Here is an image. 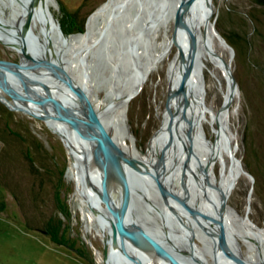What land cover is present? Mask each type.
<instances>
[{
  "label": "rangeland",
  "instance_id": "rangeland-1",
  "mask_svg": "<svg viewBox=\"0 0 264 264\" xmlns=\"http://www.w3.org/2000/svg\"><path fill=\"white\" fill-rule=\"evenodd\" d=\"M105 1L107 0H54L51 12L64 34H78L85 31L88 17ZM6 3H9L8 0H0V20L10 17L17 5V1L8 6L4 5ZM144 3L156 5L157 8L162 6L161 0H145ZM144 3L138 16H135V10L139 8V4L132 5L126 17L113 25L109 36L90 48L85 56H75L69 61L60 60L77 76L81 73L78 79H84L87 93L94 91L98 97L108 102L107 92H112L119 83L127 81L134 63L141 58L143 51H155L162 40L160 28L155 33L151 32V41L141 39L135 46L131 39V33L141 29L148 20ZM165 11L170 13L171 8L167 7ZM67 15L74 18L72 25ZM130 19L131 28L128 26ZM207 21L210 28L203 27V34L222 62L228 65L229 77L233 82V93L229 99L231 109L228 130V134L233 135L226 137V141L229 146L236 147L234 158L240 163L242 171L222 197L224 203L233 207L240 216H246L256 227L264 228V0H210ZM31 27L38 35V27L35 24ZM106 40L110 41L109 46ZM34 42L39 55L42 49L53 47L54 37L35 38ZM178 43H173L167 60L150 75L127 107L125 122L140 151H147L148 143L161 125L159 115L171 102L167 62L173 59ZM133 45L137 53L130 51ZM59 59V56L54 57L55 61ZM0 65L22 68L19 54L4 39H0ZM204 72L206 89H203V99L214 109L211 112L205 108L201 119L205 139L214 150L215 130L223 107L226 76L213 60L207 62ZM90 83L93 85L92 89L89 87ZM3 92L15 106L7 91L3 89ZM45 95L53 96L46 88L35 96L38 100L45 101ZM100 122L106 130L116 133L118 126L112 115H107ZM126 151L129 152L126 149L119 153V157L114 156L119 164L115 176H119L122 184L127 181L126 202L141 217V228L146 234L151 258L158 264H169L165 261H173V257L167 255L168 248L158 241L168 242L169 247H175V241L168 238L167 230L170 229L174 237L180 236L177 222L169 218L170 211L166 207L170 204L163 200L162 189L158 192L151 190L150 184L144 180V176L148 175L147 170ZM205 151L207 152L206 148ZM154 154L159 160H163L165 150L161 148ZM213 156L212 170L217 178L215 185L221 190V161L217 153L213 152ZM228 161L232 160L229 158ZM70 164L71 159L64 141L44 117L11 110L0 100V264H112L106 259L110 248L107 228H103L89 212L88 203L75 196V181L68 174ZM179 166V174L170 180V185L174 188H178L180 178L186 173L185 168L181 164ZM60 171L63 172L62 176ZM155 179L156 184L161 181L158 175ZM144 190L147 191L146 195ZM191 190L187 186L180 191L188 193ZM95 196L105 207L104 200L96 192ZM202 197L204 198L203 195ZM149 203L155 206L156 211L148 208ZM59 206L63 207L64 212ZM177 206L182 214L179 219L185 226V211L180 204ZM188 213L190 215V211ZM194 215L188 232L196 239L199 248L196 243L192 245L187 239L191 254L202 263L206 260L208 264H213L221 252H226L218 241L217 246L221 251L218 252L214 247L209 222L202 218L198 208ZM151 217L159 225L151 226ZM57 220L62 225L59 230L53 229L52 234L62 244L54 242L48 232ZM184 226L182 237L186 234ZM228 243L227 241L226 244ZM240 247L250 262L259 261L258 257L264 261V240L255 242L253 247L244 244ZM113 260L114 264H123L126 259L117 251Z\"/></svg>",
  "mask_w": 264,
  "mask_h": 264
},
{
  "label": "bare ground",
  "instance_id": "bare-ground-1",
  "mask_svg": "<svg viewBox=\"0 0 264 264\" xmlns=\"http://www.w3.org/2000/svg\"><path fill=\"white\" fill-rule=\"evenodd\" d=\"M13 1H17V5L14 7L11 16L8 18H1L0 20V39H5L6 33L9 32L8 40L11 46H13L11 36L12 26L21 14V9L25 7L28 0H8V4H11ZM144 1L145 0H107L88 17L84 32L66 35L61 30L59 22L51 12V3H54V0H40L35 8L30 9L27 12L25 20L22 22L21 29L19 30L18 39L21 44L25 39L26 41L33 43L35 38L43 39L44 36L53 35L54 42L51 49H42L39 55L30 52L28 53V51L25 50L26 53L40 64L51 65L52 67L63 69L75 82H77L78 76H80L81 73L77 76L75 73L71 72L69 68L65 67L63 61H69L75 56H85L90 48L98 45L109 36L113 25L118 20L124 19L126 14H128L127 12H130V7L134 4H139V8L135 10V16H138ZM161 1L162 6L160 8H157V6L153 4L144 3L149 18L147 17L148 20L141 29L131 33V39L135 45L141 39L145 41L152 40V38H150L152 36L151 32L155 33V30L160 28L162 40L158 43L155 51L145 49L141 58L139 60L137 59L138 61L134 63L135 66L132 68L127 81L125 80L119 83L117 88L112 92L106 91L109 98L108 102L107 100L98 97L94 91L91 93L85 91L84 96L89 108L98 120L103 121L107 115H112L115 125L118 126L116 133L113 130H107L109 137L114 140V156L119 157V153L127 149L129 151H126L127 154H129L132 159L140 161L144 169L147 170L148 175L144 176V180L150 184L151 190L153 192H158L162 189L164 196L161 197L167 204H170L166 207L167 210L170 211V213L168 212L169 218L174 220V222H177L180 236L174 237L175 235L172 231L170 229L167 230L168 238L175 241V247H169L168 242L162 240L158 241L160 244L168 248L169 251L166 252L167 255L173 257V261L165 262L169 264H194L196 261H199L202 263L201 260H197V258L191 254V247L190 245L188 246L187 243L188 236H190L189 238L192 243H196V246L199 248V244L196 242L193 235L188 232L182 237L184 224L179 219L182 217V214L177 205H179L180 202H184L186 208L190 211L188 226L192 225L195 218L194 212L196 211V208H198L202 218H206L209 222L208 228L211 231L217 220V209L213 204L211 205L208 200H205L202 197L203 193L198 182L199 171L203 170L204 173L205 182L207 184L206 194H208L210 198L212 197L216 202L220 200L219 197L223 196L225 190L231 187L234 180L241 175L242 171L240 163L234 158L236 147L229 146L226 141V137L233 135L228 134L229 113L231 109L229 99L233 93V83L229 77L228 65L222 62L212 44L207 41L203 34V27L210 28V25L207 21L208 9L206 12L201 13L202 1H195L190 9V0ZM8 4L6 3L4 5L8 6ZM167 7L171 8L170 13L169 11H165ZM187 14L188 25L186 51L187 53L194 55L195 60V67L189 77L191 88L189 95L187 96V102L181 100L180 71L175 53L173 59L168 60L167 62L169 78L168 91L171 102L166 110L159 115L161 116V125L155 132L152 140L148 143L147 151H140L136 148V144L125 122L127 107L134 95L145 84L150 75L167 60L173 43L175 41L179 42L182 30L185 26V16ZM201 14H203V17L200 19ZM32 24H35L38 27V35L32 30ZM195 24H198L196 43L193 38V26ZM128 26L129 28L132 27L131 19ZM107 45H110V41L107 42ZM134 45L130 47V51L137 53L135 48L136 45ZM56 56H59L60 58L58 61L54 60V57ZM211 60L220 66L226 76V88L223 91L222 97L223 107L221 114L218 117V127L215 130L216 148L214 147V150L211 144L205 139L206 134L201 119L205 108L211 112H213L214 109L211 104L203 99V89H206L204 83V71L207 62ZM20 61L23 70H25L24 68L30 67L33 73H39L40 75V80L37 82L39 83V86H36V82H26L24 84H26L28 88H31V86L33 89L38 88L39 91L46 88V91L53 94L54 97L45 95L47 100L39 101L38 107L49 108V110L44 113L43 117L49 126L57 132L60 138L64 141L68 155L71 159L68 174L73 177L75 181V196L79 200L88 203L87 206L89 212L94 216L97 222L105 228L107 226L105 225L107 217L111 216L112 218L113 213L108 205L104 207L96 198L95 192L90 186L82 166L81 156L84 145L83 132L85 121L79 120L78 125L80 126H78V128L76 122L64 117L60 112L51 110V108H53L52 104H54L55 108L70 112H78L73 94L74 92L65 90L63 85L58 83L54 74L44 70L42 66H36V64L27 59H20ZM11 84L16 91L19 90V92H21V89H19L20 87L16 82L12 81ZM89 87L91 89L93 88L92 83L89 84ZM136 90L137 92L135 93ZM26 97L27 96H23L22 98L21 96H18L20 101H27ZM0 99L4 102L6 99L3 89L1 88ZM8 105L11 106L12 103H8ZM25 106L33 108L35 107V103L28 102L25 103ZM190 115L194 118L190 133L191 141L189 142V148L192 151L191 158L184 156L182 150L179 148L184 123L183 117L186 119L189 118ZM106 120L107 119H105V121ZM73 135L76 136L77 142L74 140ZM161 148H164L165 150V157L163 160H159L158 157H156L157 155L155 156L154 154L155 151ZM205 148L207 152L205 151ZM175 152H178L177 155H174ZM213 152L217 153L221 161L220 168L223 174V185L221 190H218L215 185L217 183V178L214 174V170H212L214 162ZM229 158L232 161H228ZM113 160H115L114 157ZM96 162L98 171H100L99 163L98 161ZM179 164H181V167L185 168L186 173L180 178L178 188H174L170 185V180L172 177L179 174ZM156 175L161 179L158 184H156ZM114 181L116 185V188L113 187L114 195L120 201L121 199H124V195L128 192V184L127 181L122 184L118 175L117 177H114ZM187 186H189V188L191 187L192 192L189 191L188 193H183L180 191L181 189H186ZM146 192L147 191L144 190L145 195ZM148 208L152 211H156L155 206L151 203L148 204ZM223 210L225 217L219 228L214 231V237L223 248L224 252H226L227 255L232 254V257L241 263L257 264L260 261L263 264L264 261L260 257L257 259L259 261L250 262L247 260L242 253L240 245L244 244L253 247L255 242H262L264 240V228L256 227L249 221V219L245 218L246 216H240L233 207L226 203L223 205ZM151 221V226L159 225L152 217ZM113 238H115V241ZM126 240L127 234L124 225L122 229L112 231L111 237H108L110 248L106 255V259L109 263L114 264V253H117L118 251L119 255L123 256L124 260L126 259V264H132L129 256L125 253L122 247H119V245L123 246ZM227 241L229 242L228 244H226ZM150 259L152 264H158L154 261V258L150 257ZM181 259H183V261ZM228 260L227 257L219 254L213 264H230V260ZM202 264L208 263L204 260V263Z\"/></svg>",
  "mask_w": 264,
  "mask_h": 264
},
{
  "label": "water",
  "instance_id": "water-1",
  "mask_svg": "<svg viewBox=\"0 0 264 264\" xmlns=\"http://www.w3.org/2000/svg\"><path fill=\"white\" fill-rule=\"evenodd\" d=\"M195 1L197 0H190L189 9L194 5ZM201 1V13H204L209 7V0ZM39 2L40 0H28L25 7L21 9V14L15 20V24L12 26L11 36L13 48L19 54L20 59L30 60L34 64H36V66H42L44 70L52 72L54 74V77H58H55L56 80H58L59 84L63 85L65 90H68L69 92H74L73 94L78 112H70L60 108H51V110L55 112H60L64 115V117L76 122L77 127L80 126L78 125L79 120L85 121V128L83 132L84 145L82 148L81 156L82 166L86 178L93 191L96 192L104 200L106 206L108 205L111 212L113 213L112 218L111 216H108L106 219L107 236L111 237L112 231H118L119 229H122L124 225L125 232L127 234V240L123 246L119 245V247H122L125 253L129 256L132 264H152V261L150 259L152 254L148 250V247L150 246L147 244L148 240L146 234L141 228V217L136 214L135 208L131 204L126 202L125 195L124 199H121L120 201L114 195L113 187H115V171H118L119 167L118 161L113 160V157L115 155L114 140L109 137L107 130L100 122V120H98L92 113L91 109L89 108V105L85 100L84 92L86 89V83L84 79H77V82H75L73 78H71V76H69V74H67L63 69L58 67H52L51 65L40 64L38 61L34 60L31 56L26 53V51H28V53H35L37 55L38 50L35 42L33 41V43H30L26 41V39L22 42V44L19 42L18 34L19 30L21 29L22 22L25 20L27 12L30 9L35 8L39 4ZM202 17L203 14H201L200 19ZM187 19L188 14L185 16V26L182 30L181 37L178 43V48L176 51V57L178 59L180 71L181 100H183L184 102H187V96L189 95V91L191 88V85L189 83L190 73L195 67L194 55H192L191 53H187L186 51V36L188 25ZM197 29L198 24H195L193 26V38L195 43L197 42ZM8 33H6V37L4 39L7 42H9ZM22 47L24 48V50ZM24 69L25 70H23V67L21 69H15L0 65V88L7 91L11 101L14 103L15 106L8 105L10 101L7 98L5 99V102H3L11 110H19L29 114L41 115L43 117L44 113L49 110V108L38 107V103L39 101H41L38 100L35 96L39 92L38 88L33 89L32 86L31 88H28L27 85L24 84L26 82H39L40 75L39 73H33L30 67ZM12 81L18 84V86L20 87L19 89H21V92H19V90L16 91L14 89L13 85L11 84ZM36 86H39V83H37ZM136 92L137 90L135 91V93ZM18 96H21L22 98L23 96H29V100L20 101ZM28 102L35 103V107L28 108L27 106H25V103ZM183 120L184 123L179 148L182 150L184 156L191 158L192 151L189 148V142L191 141L190 133L194 118L190 115L189 118L186 119L183 117ZM73 138L77 142V138L75 135H73ZM78 145L81 146L80 144ZM177 153L178 152H175L174 155H177ZM96 161H98L99 163L100 171H98ZM198 182L204 196L203 199L208 200L217 209V220L214 223L215 226L210 231V235L214 247L218 252H220L221 250L219 246H217V240L214 237V231L219 228L223 218L225 217V213L223 210L224 199L223 197H219L220 200L216 202L212 199V197L210 198L208 194H206L207 184L205 182L203 170L199 171ZM180 204L185 211L184 230L185 233H188V209L186 208L184 202H180ZM189 237L190 236H188V240L193 245ZM113 240L115 241V238H113ZM221 254L231 261L230 264H245L235 260L232 256H229L223 252H221ZM198 262L194 264H199Z\"/></svg>",
  "mask_w": 264,
  "mask_h": 264
},
{
  "label": "trees",
  "instance_id": "trees-1",
  "mask_svg": "<svg viewBox=\"0 0 264 264\" xmlns=\"http://www.w3.org/2000/svg\"><path fill=\"white\" fill-rule=\"evenodd\" d=\"M67 19L69 20V23H70L71 25L74 23V18H73L71 15H67ZM59 174H60V176H62V175H63V172L60 171ZM57 201H58V199H57ZM59 208H60V210H61L62 212H64L62 206H59ZM61 225H62V222H61L60 220H57V221H55L54 224L51 225L53 228L50 226L51 229L48 230V232L52 235V240H53L54 242H56V243H59V244H62V243L60 242V239H57L56 236H55L54 234H52V233H53V229H54V230H55V229H58V230H59V226H61ZM57 237H59V236H57Z\"/></svg>",
  "mask_w": 264,
  "mask_h": 264
}]
</instances>
